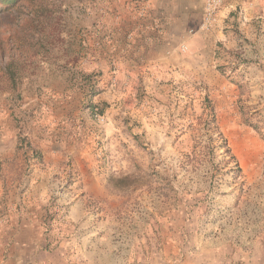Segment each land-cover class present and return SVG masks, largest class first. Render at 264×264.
<instances>
[{
	"label": "rangeland",
	"instance_id": "1",
	"mask_svg": "<svg viewBox=\"0 0 264 264\" xmlns=\"http://www.w3.org/2000/svg\"><path fill=\"white\" fill-rule=\"evenodd\" d=\"M147 2L0 4V264H264V0Z\"/></svg>",
	"mask_w": 264,
	"mask_h": 264
},
{
	"label": "trees",
	"instance_id": "2",
	"mask_svg": "<svg viewBox=\"0 0 264 264\" xmlns=\"http://www.w3.org/2000/svg\"><path fill=\"white\" fill-rule=\"evenodd\" d=\"M17 1L18 0H0V4L4 3L5 6H7V5L13 6V4H15ZM209 107H210V110H211V112H210L211 113V119L208 122V125H209L208 129L211 128L214 132H211V134H209L210 132H206V133L209 134L211 137H214V135H218L221 138L222 146H223V148H225L226 154L229 156V160L227 162L228 163H232L233 162L235 164V171L237 173H240L241 172V167L239 165V162L237 161L236 157L232 153V150H231V148L228 145L227 139L224 137L223 133L219 131L215 110H214L212 105H210ZM117 180L121 182V181H124L125 179L118 178Z\"/></svg>",
	"mask_w": 264,
	"mask_h": 264
},
{
	"label": "crops",
	"instance_id": "3",
	"mask_svg": "<svg viewBox=\"0 0 264 264\" xmlns=\"http://www.w3.org/2000/svg\"><path fill=\"white\" fill-rule=\"evenodd\" d=\"M147 5L150 8V10H156L159 7H168L170 8V3L171 2H175L176 0H147ZM182 1V0H181ZM154 12H153V16H154ZM130 20H128L129 22ZM21 261H23L22 257H16V256H12L10 258H8L7 260V264H20Z\"/></svg>",
	"mask_w": 264,
	"mask_h": 264
}]
</instances>
